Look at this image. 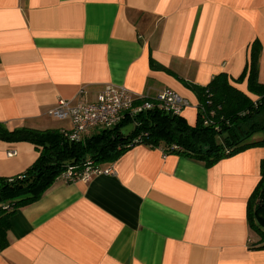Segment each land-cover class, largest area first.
<instances>
[{
	"label": "crops",
	"instance_id": "0c3cea01",
	"mask_svg": "<svg viewBox=\"0 0 264 264\" xmlns=\"http://www.w3.org/2000/svg\"><path fill=\"white\" fill-rule=\"evenodd\" d=\"M254 40L264 83V0H0V123L70 130L48 114L58 100L94 101L115 84L146 96L176 90L194 125L198 100L185 83L238 77ZM234 85L247 93L246 80ZM38 156L34 143L0 137V177ZM261 160L264 146L205 165L136 144L98 163L113 173L57 177L17 208L0 264H264L247 221Z\"/></svg>",
	"mask_w": 264,
	"mask_h": 264
},
{
	"label": "trees",
	"instance_id": "16d2710c",
	"mask_svg": "<svg viewBox=\"0 0 264 264\" xmlns=\"http://www.w3.org/2000/svg\"><path fill=\"white\" fill-rule=\"evenodd\" d=\"M260 44L251 43L249 59L241 74L233 78L225 72L213 76L205 86L185 83L197 97V120L189 125L182 116L151 108L134 116L137 121L128 135L123 133L131 120L102 129L86 140L73 142L62 132L30 127L7 129L0 123V137L9 141H29L39 148V156L23 173L0 177V250L8 245L9 218L17 208L36 201L66 168L75 164L112 162L136 144L160 147L211 165L220 158L246 148L264 146V83L258 80ZM246 80L247 93L234 84ZM260 134L258 140L252 137ZM139 136L135 144L131 141ZM249 228L264 242V160L260 180L247 201ZM259 247H264L260 244Z\"/></svg>",
	"mask_w": 264,
	"mask_h": 264
},
{
	"label": "built area",
	"instance_id": "2783aa9c",
	"mask_svg": "<svg viewBox=\"0 0 264 264\" xmlns=\"http://www.w3.org/2000/svg\"><path fill=\"white\" fill-rule=\"evenodd\" d=\"M190 105L187 98L180 95L176 90L165 87L154 96L137 95L122 85L107 84L97 94L94 101H77L59 99L48 114L59 120H68L72 128L61 130L63 135L70 141L77 142L82 136L91 130H102L114 128L124 122L131 120L129 124H137L133 118L139 112L156 108L168 114L181 116L183 110ZM136 136L131 144L139 140ZM8 155L15 154L14 151L7 152ZM113 168H102L98 163L86 162L83 165L69 164L57 176L66 182L76 180L88 181L92 176L100 173H113Z\"/></svg>",
	"mask_w": 264,
	"mask_h": 264
},
{
	"label": "water",
	"instance_id": "95a60500",
	"mask_svg": "<svg viewBox=\"0 0 264 264\" xmlns=\"http://www.w3.org/2000/svg\"><path fill=\"white\" fill-rule=\"evenodd\" d=\"M133 129V125L132 124H128L126 127L123 128V133L125 135H128L129 132ZM75 163V159H71V160H66L64 162V164L69 165V164H74Z\"/></svg>",
	"mask_w": 264,
	"mask_h": 264
}]
</instances>
